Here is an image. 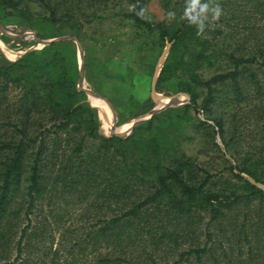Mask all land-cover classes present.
Here are the masks:
<instances>
[{
  "label": "rangeland",
  "instance_id": "374dc122",
  "mask_svg": "<svg viewBox=\"0 0 264 264\" xmlns=\"http://www.w3.org/2000/svg\"><path fill=\"white\" fill-rule=\"evenodd\" d=\"M163 1L143 0V14L149 22L163 18L165 22L170 21L172 4L165 14ZM177 1L170 0V3ZM46 2L54 8L52 20L44 18L48 15L47 8L36 0L26 1L30 10L23 19L6 9L0 10V24L11 32L22 34L16 36L0 31V52L6 59L14 60L51 42L41 43L37 38L75 36L82 48L81 85L98 92L107 100L112 113L103 99L90 96L77 87L81 59L75 41H53L68 42L67 53L76 67L74 84L76 89L84 92L85 100L95 109L98 133L108 135L112 128L158 108L152 115L167 118V127L163 131L170 138V146L188 156L196 165L198 175L202 176L204 172L212 174L208 186L218 187L226 178L240 184L228 167L241 161L248 165L256 163V168L264 171V0H225L220 7L214 5L204 16L197 17L200 23L202 19L206 21L208 27L196 31V42L205 44L208 49L215 48L212 58H199L195 62L194 71L200 78L231 69L229 52L249 59L238 66L235 83L227 78L214 84L213 98L204 110L183 108L190 95L176 85L178 73L185 78L181 68L163 80L157 78L170 42L161 39L155 28L148 29L134 20L129 13L134 10L132 0ZM173 6L179 8L180 5ZM178 51H183V58H188V51L183 45ZM68 54L66 56L70 59ZM7 90L10 96L20 91L17 86H9ZM195 92L199 103L205 88L198 85ZM170 96L175 97L173 102L158 107ZM150 117H144L134 124L127 122L115 135L129 134L133 126ZM5 134V129L0 127V137ZM51 160L57 168L58 159L52 157ZM240 173L246 178L251 177L243 171ZM251 178L260 185L247 180L264 190L263 183ZM92 197L90 194H77L58 181L50 190L43 191L26 215V196L22 190H17L8 204L10 213L6 225L10 226L9 257L15 253L14 244L23 225L20 238L22 252L16 264H110L103 262L101 257L112 256L120 249H126V255H123V259L114 260L115 264H165L176 258L178 250L184 248L190 239V234L180 233L182 229H188L181 217H165L161 213V218L158 212H154L148 214L146 226L132 242L126 243L124 248L112 246L108 250L100 229L106 216L105 207L100 199L96 202ZM258 202L254 199L249 203L252 205L250 208L258 205ZM261 207L264 208V199ZM250 212L254 214L255 211L251 209ZM193 228L192 234L198 232L197 227ZM165 231H172L175 240H166ZM198 239H203L202 233ZM217 241L213 249L217 258L215 264H232V260L226 262L223 253L227 246L223 244L222 247ZM257 244L260 246L256 250L260 258L258 263L241 260V264H264V241ZM241 257H244L243 252L239 255ZM202 259L200 262L194 259L180 260L178 264H214L211 257Z\"/></svg>",
  "mask_w": 264,
  "mask_h": 264
},
{
  "label": "trees",
  "instance_id": "16d2710c",
  "mask_svg": "<svg viewBox=\"0 0 264 264\" xmlns=\"http://www.w3.org/2000/svg\"><path fill=\"white\" fill-rule=\"evenodd\" d=\"M26 1L0 0V10L6 9L23 19L30 10ZM36 1L47 8L48 15L44 18L52 20L54 8L46 0ZM132 1L134 10L129 13L134 20L148 29L155 28L161 39L170 42L157 78L163 80L181 68L185 78L178 73L176 85L190 95L184 109L208 108L215 83L227 78L235 83L238 66L249 59L232 52L227 53L231 69L206 78H200L194 71L199 58L215 55V48L208 49L196 42V31L208 27L206 21L202 19L200 23L197 17L204 16L214 5L220 7L225 0L175 3L165 0V14L172 4L170 21L165 22L163 18L153 23L143 14V0ZM187 41L191 42L187 44ZM181 45L188 51L187 59L183 58V51H178ZM67 48V41H51L14 60L6 59L0 52V127L6 133L0 137V264H16L22 252L20 238L24 225L14 244L13 257L7 253L8 204L15 192L20 189L26 196L24 213L27 215L43 191L50 190L58 181L77 194H90L96 202L101 200L106 216L100 229L108 250L112 246L124 248L132 242L146 226L148 214L158 212L159 217L161 213L165 217H181L188 229L180 233L190 234L187 245L178 250V256L165 264L189 259L200 262L203 257H211L215 264L213 249L217 240L222 247L227 246L223 249L226 262L258 263L256 250L260 246L257 243L264 241V208L261 207L264 190L248 181L240 171L263 185L264 171H259L256 163L248 165L241 161L228 167L240 184L226 178L218 187L208 186L212 174L198 175L196 165L188 156L170 146V138L163 131L167 118L156 114L133 126L125 136L98 133L95 109L85 100L84 92L75 87L76 67ZM198 85L205 88L199 103L195 92ZM9 86H17L20 91L10 96ZM52 157L58 159L57 168ZM254 199L260 204L250 208L249 203ZM193 227L198 232L192 234ZM165 232L166 240H175L172 231ZM201 233L203 239H198ZM120 250L112 256H102L101 260L115 264L126 255V249ZM242 252L244 257L240 259Z\"/></svg>",
  "mask_w": 264,
  "mask_h": 264
},
{
  "label": "water",
  "instance_id": "95a60500",
  "mask_svg": "<svg viewBox=\"0 0 264 264\" xmlns=\"http://www.w3.org/2000/svg\"><path fill=\"white\" fill-rule=\"evenodd\" d=\"M0 31H4V32H6V33H12V35H16V36H21V35H22V34H19V33H16V32H11V31L7 30V27L4 26V25H2V24H0ZM61 39H72V40H74L75 43H76L77 49H78V51H79L81 61H80V70H79V74H78V83H77V87L80 88V89H82L83 91H85V92H86L88 95H90V96H98V97H100L101 99H103V101H104V102L106 103V105L108 106L109 111L112 113V112H113V109H112L110 103H109L107 100H105V99H104V98H103L98 92L93 91V90H91V89H88V88H86V87H83V86L81 85V81H82V66H83L82 56H81V55H82V48H81V45H80L79 41L77 40V38H76L75 36H72V35H62V36H59V37H52V38H48V39H39V38H37V40L41 41V43H48V42L53 41V40H61ZM167 99H168V100L162 101V102L159 104L158 107H160V106H162V105H164V104H166V103L173 102V101L175 100V97H174V96H170V97H168ZM157 109H158V108L150 109L149 111H147V112L144 113V114H139V115L133 117V118L130 120V124H134L135 122H137L138 120L143 119L144 117H150L153 113L156 112ZM119 127H120V126H117L116 128H112V129L110 130V132H109L108 135H110V134H116L117 131H118V129H119ZM247 178H248L250 181L256 183L257 185H260L258 182H255L251 177L247 176Z\"/></svg>",
  "mask_w": 264,
  "mask_h": 264
},
{
  "label": "bare ground",
  "instance_id": "6f19581e",
  "mask_svg": "<svg viewBox=\"0 0 264 264\" xmlns=\"http://www.w3.org/2000/svg\"><path fill=\"white\" fill-rule=\"evenodd\" d=\"M109 112H110V111H109ZM109 115H111V114H109ZM109 117H110V116H109ZM109 119H110V118H109ZM107 121H108V120H107ZM127 122H130V121H127ZM127 122H125V124H124V125H123V124H122V125H120L119 129L123 128V127L126 125V123H127Z\"/></svg>",
  "mask_w": 264,
  "mask_h": 264
}]
</instances>
